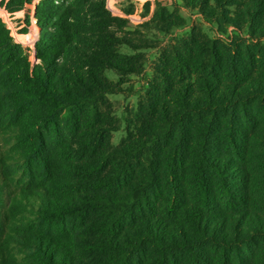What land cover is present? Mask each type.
Returning <instances> with one entry per match:
<instances>
[{"label":"trees","instance_id":"trees-1","mask_svg":"<svg viewBox=\"0 0 264 264\" xmlns=\"http://www.w3.org/2000/svg\"><path fill=\"white\" fill-rule=\"evenodd\" d=\"M105 1L39 0L33 63L0 18V264H264V0H182L247 37L164 51L117 145Z\"/></svg>","mask_w":264,"mask_h":264},{"label":"rangeland","instance_id":"rangeland-1","mask_svg":"<svg viewBox=\"0 0 264 264\" xmlns=\"http://www.w3.org/2000/svg\"><path fill=\"white\" fill-rule=\"evenodd\" d=\"M38 1L33 0L25 8L15 11L7 21L8 28L12 29L16 38L24 43L31 63L35 62L34 43L38 36L33 18L35 4ZM107 2L115 10H123L140 17L139 20L126 19L122 26L114 29L124 40L131 41L129 45L119 44L118 50L126 55L137 54L140 57L141 70L138 73L121 74L112 69H106L104 72L117 88L107 94L111 101L112 114L117 119V128L111 133L113 145L119 144L125 137L126 117L136 110L137 102L147 89L162 53L174 46L178 47L182 41L188 39L193 27L210 38H219L228 43L235 41L236 38L247 37L245 32H239L231 26L221 28L213 21L203 18L197 9L189 8L182 0H107ZM0 7L4 6L0 4ZM26 13L30 19L28 26L25 23ZM160 15L166 23L160 19ZM261 44L264 46V39L261 40Z\"/></svg>","mask_w":264,"mask_h":264},{"label":"built area","instance_id":"built-area-1","mask_svg":"<svg viewBox=\"0 0 264 264\" xmlns=\"http://www.w3.org/2000/svg\"><path fill=\"white\" fill-rule=\"evenodd\" d=\"M106 7L109 9L110 13L114 16L117 17H121V18H125V19H133V20H139L140 17L139 16H134L133 14L130 13H126L123 10H115L111 7V5L109 4V2H107V0L105 1ZM14 13V12H13ZM11 12L7 11L4 7H0V18L3 21V23L5 24V26L8 28L7 26V21H9L10 16H11ZM9 30L10 36L18 43H20L22 46L24 45V43L19 40L18 38H16L17 36L15 34H13L12 29ZM30 45V44H29ZM24 47V46H23Z\"/></svg>","mask_w":264,"mask_h":264}]
</instances>
